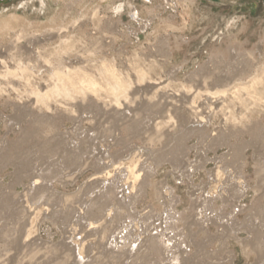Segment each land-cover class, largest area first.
<instances>
[{
  "label": "rangeland",
  "instance_id": "374dc122",
  "mask_svg": "<svg viewBox=\"0 0 264 264\" xmlns=\"http://www.w3.org/2000/svg\"><path fill=\"white\" fill-rule=\"evenodd\" d=\"M72 263L264 264V0H0V264Z\"/></svg>",
  "mask_w": 264,
  "mask_h": 264
},
{
  "label": "bare ground",
  "instance_id": "6f19581e",
  "mask_svg": "<svg viewBox=\"0 0 264 264\" xmlns=\"http://www.w3.org/2000/svg\"><path fill=\"white\" fill-rule=\"evenodd\" d=\"M150 1V0H149ZM170 1H173V0H170ZM172 3H174V2H172ZM175 4L176 3H174L173 4V6H175ZM136 16H138V13L136 12ZM135 16V18H137ZM78 20V19H77ZM78 22V21H77ZM144 22V21H143ZM143 25V24H142ZM238 70V69H237ZM198 73L200 74V75H205V74H201V71H198ZM235 73H237L236 71H235ZM223 74H224V72H223ZM240 74L242 75V73H241V71H240ZM228 75V74H227ZM203 76H199V78H197V79H195L196 80V83L193 85V87L190 89V87H189V89H190V91L191 92H193V93H199V94H203L205 97H209L211 94H220L221 93V95H223V94H227V93H230L231 92V90H232V88H234L233 89V91H238L239 89H237V87H236V85L234 86H231L230 84L232 83V81H233V77H228V76H226V75H220V76H218V78H216V79H212V80H210L209 82H207V83H205L206 82V80L204 79V77ZM232 76V75H231ZM237 80H238V78H237ZM227 81H230L229 83L230 84H228V83H226V84H224V82H227ZM220 86H223L221 89L219 88ZM185 88L183 87V90H184ZM187 91H188V89H187ZM183 93V92H182ZM189 93V92H188ZM188 93H186V94H188ZM214 96V95H213ZM211 97V96H210ZM125 106V105H124ZM126 107V106H125ZM190 107V106H189ZM187 110V109H186ZM124 112H126V111H124ZM197 112L194 110L193 111V107H192V111H191V107H190V109H188V112L186 113V115H185V117H184V119H182V124L185 126V131L186 132H188V133H190L189 131H197V130H199V129H202L203 128V126H201V122L202 121H197L198 120V118H197V114H196ZM181 121V120H180ZM171 122V121H170ZM150 125V124H149ZM148 126V125H147ZM147 126H145V127H147ZM153 126V125H152ZM144 127V128H145ZM151 127V126H150ZM154 127V126H153ZM159 127V126H158ZM181 127V125L179 126V128ZM205 127V126H204ZM140 128V127H139ZM144 128L142 129V128H140V129H142V130H144ZM147 128H149V127H147ZM152 128V127H151ZM150 128V129H151ZM146 130V129H145ZM154 130H155V128H154ZM207 130V129H206ZM156 131V130H155ZM205 131V130H204ZM147 132V131H146ZM143 133V132H142ZM173 133V132H172ZM149 134V133H148ZM155 137H159L162 133H160V132H155ZM193 134V133H192ZM196 134V133H195ZM164 135V134H163ZM183 135H185V133H182V137H183ZM188 136V135H187ZM173 138V137H172ZM176 139V138H175ZM182 139V138H181ZM178 140H179V138H178ZM183 140V139H182ZM209 140H210V138H209ZM176 141V140H175ZM180 141V140H179ZM171 142H173V141H171ZM181 142V141H180ZM174 143V142H173ZM172 143V144H173ZM161 144V143H160ZM177 144V143H176ZM180 144V143H179ZM171 145V144H170ZM175 145V144H174ZM168 146H169V143H168ZM168 146H167V148H168ZM176 146V145H175ZM165 147V146H164ZM179 147V146H178ZM170 149V148H169ZM167 150V149H166ZM150 155H151V153H150ZM149 156V155H148ZM148 156L146 157V159H148ZM167 156V155H166ZM154 157V156H153ZM142 158V157H141ZM140 158V159H141ZM167 158V157H166ZM146 159H144L145 160V162H146ZM151 159V158H150ZM140 161V160H139ZM155 161V160H154ZM159 162V161H158ZM158 162H157V164H158ZM140 164H141V162H139ZM143 163V165L142 166H144V162H142ZM112 165H114V164H112ZM119 165H120V163H119ZM119 165H118V167H116V168H118L119 169ZM155 166V165H154ZM147 167V168H146ZM146 167H144V168H142L141 170L143 171V173H139L138 172V170L136 169V168H130L129 170H130V180H131V183L134 185V186H136V188H139V189H142L141 187L144 185V181H146V179H147V177H148V174H149V172L152 170L151 169V164H148V166H146ZM121 168L122 169H120V170H122L124 173L127 171V169H126V171L123 169V167L121 166ZM126 168H128V167H126ZM117 169V170H118ZM119 171V170H118ZM120 173V172H119ZM122 173V172H121ZM117 174V172H116V170H113L111 173L109 172V174H106V175H103V177L102 178H106V177H108V176H115ZM128 174V173H127ZM126 174V175H127ZM129 175V174H128ZM147 176V177H146ZM146 177V178H145ZM93 179V178H92ZM107 179V178H106ZM109 179V178H108ZM125 179V178H124ZM111 180V179H110ZM112 180H114V178L112 179ZM101 181V180H100ZM99 181V182H100ZM129 180H126L125 182L127 183ZM98 182V183H99ZM117 182V181H116ZM95 183V182H94ZM93 183V184H94ZM104 183V182H103ZM97 184V183H96ZM110 183H108V185H109ZM114 184V183H113ZM123 184H125V183H123ZM128 184H130V183H128ZM101 185H103L102 183H101ZM111 185V184H110ZM109 185V186H110ZM104 186V185H103ZM103 186H101V187H103ZM109 186H107V187H109ZM104 188H106V187H104ZM128 188V187H127ZM135 188V187H134ZM103 191V190H102ZM105 191V190H104ZM105 193V192H104ZM137 195V194H136ZM132 196V195H131ZM170 196V195H169ZM167 200V199H166ZM169 203V202H168ZM45 214H46V211L44 212ZM42 214V213H41ZM47 215V214H46ZM46 215H44L45 217H46ZM41 218H42V216H41ZM47 218V217H46ZM32 219V218H31ZM44 219V218H43ZM42 219V220H43ZM84 220H85V217L83 218ZM83 220V221H84ZM41 221V220H40ZM87 221V220H86ZM93 221V220H92ZM85 222V221H84ZM88 222H90V221H88ZM94 223H95V221H93ZM97 222V221H96ZM84 225H86L85 223H83ZM88 224V223H87ZM29 225V224H28ZM89 225V224H88ZM83 226V225H82ZM90 226V225H89ZM88 226V227H89ZM99 226V225H98ZM97 226V227H98ZM28 227V226H27ZM87 227V226H86ZM87 227V228H88ZM100 227V226H99ZM99 227H98V229H99ZM82 229H83V227H81ZM86 228V229H87ZM96 228V227H95ZM37 230V229H36ZM91 230V229H90ZM81 231V230H80ZM85 231V230H84ZM84 231H82V232H84ZM88 231V230H87ZM93 232H95V231H93ZM97 232V231H96ZM79 234H80V236H81V232H79ZM84 234V233H83ZM89 234V233H88ZM88 234H87V236H88ZM91 234V233H90ZM89 234V235H90ZM91 236H93V235H91ZM38 237V236H37ZM83 237V236H82ZM93 237H95V236H93ZM147 237V236H146ZM150 237V236H149ZM148 237V238H149ZM153 237V236H152ZM155 238H156V236H154ZM153 237V238H154ZM33 238H34V236H33ZM86 238V237H85ZM145 238V237H144ZM143 238V239H144ZM80 239V238H79ZM84 239V238H83ZM87 239V238H86ZM142 239V240H143ZM36 241H37V239H35ZM147 240V238L145 239V241ZM154 240V239H153ZM28 241V240H27ZM96 242L98 243V241H95V243L94 244H96ZM80 243H82V242H80ZM39 244V243H38ZM74 244V243H73ZM94 244H92V245H94ZM140 244V243H139ZM142 244H143V242H142ZM75 245V244H74ZM81 245V244H80ZM85 245V244H84ZM89 245L91 246V243L89 242ZM159 245V244H158ZM32 246V245H31ZM66 245H64V247H65ZM69 246V245H68ZM76 246V245H75ZM79 246V245H78ZM86 246V245H85ZM142 246V245H141ZM145 246V245H144ZM26 247V246H25ZM77 247V246H76ZM89 247V246H88ZM97 247H98V245H97ZM138 247V246H137ZM68 248V247H67ZM92 248V247H91ZM139 248V247H138ZM137 248V249H138ZM141 248V247H140ZM139 248V249H140ZM144 247H142V249H143ZM159 248V247H158ZM60 249V248H59ZM62 249V248H61ZM60 249V250H61ZM65 249H66V247H65ZM79 249V248H78ZM86 249V248H85ZM90 249V248H89ZM145 249V248H144ZM69 250V249H68ZM87 250H88V248H87ZM107 251H108V249H106ZM58 251V250H57ZM65 251V250H64ZM72 251V250H71ZM74 251V250H73ZM77 251V250H76ZM75 251V252H76ZM70 252V251H69ZM90 252V251H89ZM88 252V253H89ZM63 253V252H62ZM61 253V254H62ZM65 253H66V251H65ZM92 253V252H91ZM68 254H70V253H68ZM72 255V254H71ZM71 255H70V257H71ZM63 256V255H62ZM77 256H80V255H77ZM90 256V255H89ZM66 257V256H65ZM74 257H76V255L74 256ZM73 257V258H74ZM79 258V257H78ZM84 258V257H83ZM89 258V257H88ZM91 258V257H90ZM61 259V258H60ZM62 259H63V257H62ZM67 260H69V259H67ZM79 259H77V261H78ZM62 261V260H61ZM76 261V260H75ZM74 260H73V262H75ZM28 262V261H27ZM72 262V261H71ZM88 262V261H87ZM63 263V262H62ZM80 263V262H79ZM73 264V263H72Z\"/></svg>",
  "mask_w": 264,
  "mask_h": 264
}]
</instances>
